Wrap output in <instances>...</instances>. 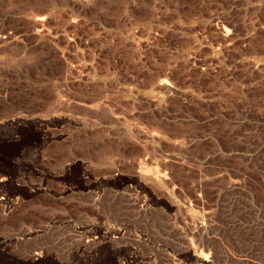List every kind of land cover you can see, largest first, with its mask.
<instances>
[{
	"label": "rangeland",
	"instance_id": "1",
	"mask_svg": "<svg viewBox=\"0 0 264 264\" xmlns=\"http://www.w3.org/2000/svg\"><path fill=\"white\" fill-rule=\"evenodd\" d=\"M0 264H264V0H0Z\"/></svg>",
	"mask_w": 264,
	"mask_h": 264
},
{
	"label": "bare ground",
	"instance_id": "2",
	"mask_svg": "<svg viewBox=\"0 0 264 264\" xmlns=\"http://www.w3.org/2000/svg\"><path fill=\"white\" fill-rule=\"evenodd\" d=\"M162 84V83H161ZM165 84V83H164ZM167 84V83H166ZM169 85V84H168ZM169 87V86H168Z\"/></svg>",
	"mask_w": 264,
	"mask_h": 264
}]
</instances>
